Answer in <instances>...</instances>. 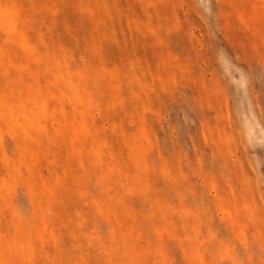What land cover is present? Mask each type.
Here are the masks:
<instances>
[{
    "label": "rangeland",
    "instance_id": "374dc122",
    "mask_svg": "<svg viewBox=\"0 0 264 264\" xmlns=\"http://www.w3.org/2000/svg\"><path fill=\"white\" fill-rule=\"evenodd\" d=\"M0 264H264V0H0Z\"/></svg>",
    "mask_w": 264,
    "mask_h": 264
}]
</instances>
